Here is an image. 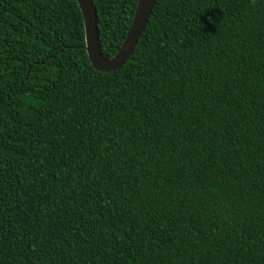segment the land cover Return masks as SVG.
Segmentation results:
<instances>
[{"label": "trees", "instance_id": "trees-1", "mask_svg": "<svg viewBox=\"0 0 264 264\" xmlns=\"http://www.w3.org/2000/svg\"><path fill=\"white\" fill-rule=\"evenodd\" d=\"M0 264H264V0H0Z\"/></svg>", "mask_w": 264, "mask_h": 264}, {"label": "water", "instance_id": "water-1", "mask_svg": "<svg viewBox=\"0 0 264 264\" xmlns=\"http://www.w3.org/2000/svg\"><path fill=\"white\" fill-rule=\"evenodd\" d=\"M83 19L85 49L91 65L98 71H114L121 67L130 56L147 20L155 0H137L135 10L126 36L118 51L111 57H105L99 47L97 12L93 0H76Z\"/></svg>", "mask_w": 264, "mask_h": 264}]
</instances>
